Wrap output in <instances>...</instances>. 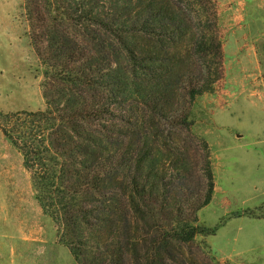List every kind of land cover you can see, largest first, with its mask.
Here are the masks:
<instances>
[{"label": "trees", "instance_id": "obj_1", "mask_svg": "<svg viewBox=\"0 0 264 264\" xmlns=\"http://www.w3.org/2000/svg\"><path fill=\"white\" fill-rule=\"evenodd\" d=\"M180 1L24 0L46 109L0 112V130L78 264H131L120 245L131 242L130 214L147 223L169 215L167 227L157 222L142 264H169L174 243L218 231L194 216L212 201L210 167L190 218L176 200L192 185L179 129L190 124L183 92L192 105L210 91L196 54L221 55L217 38L198 34Z\"/></svg>", "mask_w": 264, "mask_h": 264}, {"label": "rangeland", "instance_id": "obj_2", "mask_svg": "<svg viewBox=\"0 0 264 264\" xmlns=\"http://www.w3.org/2000/svg\"><path fill=\"white\" fill-rule=\"evenodd\" d=\"M180 3L197 19L198 34L217 38L221 55L215 49L195 55L194 62L205 68L202 85L210 91L192 105L179 87L188 102L190 124L179 129L192 185L176 200L185 202L182 215L190 218V205L207 193L210 167L212 201L194 216L199 226L218 231L181 246L174 243V258L168 262L264 264V0ZM43 73L28 36L24 0H0V112L45 110ZM169 186L174 189L175 184ZM166 213L156 223L129 213L134 227L126 237L131 242L120 243L128 262L137 264L133 254L144 262L157 222L168 226ZM0 264H78L62 243L58 225L38 204L21 154L1 130Z\"/></svg>", "mask_w": 264, "mask_h": 264}]
</instances>
